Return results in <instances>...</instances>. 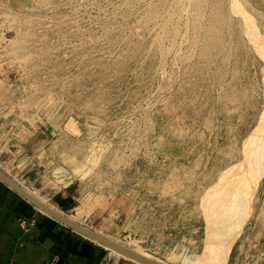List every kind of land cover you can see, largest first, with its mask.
Returning a JSON list of instances; mask_svg holds the SVG:
<instances>
[{
	"label": "rangeland",
	"instance_id": "1",
	"mask_svg": "<svg viewBox=\"0 0 264 264\" xmlns=\"http://www.w3.org/2000/svg\"><path fill=\"white\" fill-rule=\"evenodd\" d=\"M0 80V166L44 205L159 264H264V0H0Z\"/></svg>",
	"mask_w": 264,
	"mask_h": 264
},
{
	"label": "crops",
	"instance_id": "2",
	"mask_svg": "<svg viewBox=\"0 0 264 264\" xmlns=\"http://www.w3.org/2000/svg\"><path fill=\"white\" fill-rule=\"evenodd\" d=\"M2 150L8 149L0 150L1 155H6ZM0 170L18 184L1 166ZM75 207L71 200L64 209ZM105 254L89 239L38 211L0 181V264H49L52 259L58 264H100Z\"/></svg>",
	"mask_w": 264,
	"mask_h": 264
},
{
	"label": "water",
	"instance_id": "3",
	"mask_svg": "<svg viewBox=\"0 0 264 264\" xmlns=\"http://www.w3.org/2000/svg\"><path fill=\"white\" fill-rule=\"evenodd\" d=\"M0 181L3 182L12 191L17 193L24 200H26L33 207H36L37 209L42 210L47 215H49L52 219H54L57 222L65 225L66 227H68V228H70V229H72V230H74V231H76V232H78V233H80V234L92 239V240H96V241L100 242L101 244H103V245H105V246H107L109 248L114 249L115 251H117L122 256H124L126 258H129V259H131L133 261H136L137 263H140V264H156V263H153L152 261H149V260L141 257L140 255H138L136 253L131 252L127 248H124V247L118 246L116 244H113V243L107 241L106 239H103L102 237H99V236L95 235L94 233L91 232V230H88L87 228L72 222L71 220H69V219L59 215L58 213L52 211L48 207L43 206L38 201H36L35 199H33L32 197L27 195L17 184H15L2 171H0Z\"/></svg>",
	"mask_w": 264,
	"mask_h": 264
},
{
	"label": "bare ground",
	"instance_id": "4",
	"mask_svg": "<svg viewBox=\"0 0 264 264\" xmlns=\"http://www.w3.org/2000/svg\"><path fill=\"white\" fill-rule=\"evenodd\" d=\"M199 8V7H198ZM162 37V36H161ZM1 171V170H0ZM5 174V173H4ZM12 180V179H11ZM13 181V180H12ZM14 182V181H13ZM15 183V182H14ZM15 184H17V183H15ZM18 185V184H17ZM19 186V185H18ZM20 187V186H19ZM27 195H29L30 197H32L33 199H35L36 201H38L40 204H42L43 206H45V207H48V206H46V205H44L42 202H40L38 199H36L35 197H33L32 195H30L24 188H22V187H20ZM36 208V207H35ZM49 209H51L50 207H48ZM37 209V208H36ZM38 211H40V212H42V213H44L45 215H47L45 212H43L42 210H40V209H37ZM52 211H54V212H56L55 210H53V209H51ZM56 213H58V212H56ZM59 215H61L60 213H58ZM47 216H49V215H47ZM61 216H63V215H61ZM50 217V216H49ZM63 217H65V216H63ZM65 218H67V217H65ZM68 219V218H67ZM70 220V219H69ZM72 221V220H71ZM72 222H74V221H72ZM74 223H76V222H74ZM76 224H78V223H76ZM78 225H80V224H78ZM82 226V225H81ZM86 228V227H85ZM88 229V228H87ZM88 230H90V229H88ZM91 232L92 233H94L95 235H97V236H99V237H102L103 239H106L107 241H109V242H111V243H113V244H116V245H118V243L116 242V241H114L113 239H110V238H108V237H106V236H103V235H101V234H98V233H96V232H94V231H92L91 230ZM92 240V239H91ZM92 241H94V242H96V243H98L99 245H101V246H103L104 248H107V249H110V250H112L113 252H116V253H118L117 251H115L114 249H112V248H109V247H107V246H105V245H103V244H101L100 242H98V241H96V240H92ZM118 246H120V245H118ZM130 245H126L125 247L124 246H121V247H124V248H127L128 250H130L131 252H133V253H136V252H134V250H132L130 247H129ZM119 254V253H118ZM137 254V253H136ZM121 255V254H120ZM139 255V254H138ZM122 256V255H121ZM141 256V255H140ZM141 257H143V258H145V259H147V260H149V261H152V260H150V259H148L147 257H145V256H141ZM126 258V257H125ZM136 262V261H135ZM153 263H156V262H154V261H152ZM140 264V263H139ZM156 264H159V263H156Z\"/></svg>",
	"mask_w": 264,
	"mask_h": 264
},
{
	"label": "built area",
	"instance_id": "5",
	"mask_svg": "<svg viewBox=\"0 0 264 264\" xmlns=\"http://www.w3.org/2000/svg\"><path fill=\"white\" fill-rule=\"evenodd\" d=\"M55 262V260H53L50 264H53Z\"/></svg>",
	"mask_w": 264,
	"mask_h": 264
}]
</instances>
